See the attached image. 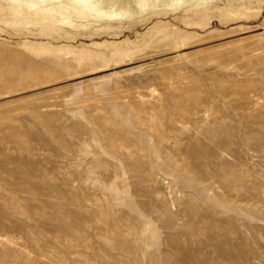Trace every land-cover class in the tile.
<instances>
[{
    "label": "rangeland",
    "instance_id": "374dc122",
    "mask_svg": "<svg viewBox=\"0 0 264 264\" xmlns=\"http://www.w3.org/2000/svg\"><path fill=\"white\" fill-rule=\"evenodd\" d=\"M102 5L0 0V264H264V0Z\"/></svg>",
    "mask_w": 264,
    "mask_h": 264
},
{
    "label": "bare ground",
    "instance_id": "6f19581e",
    "mask_svg": "<svg viewBox=\"0 0 264 264\" xmlns=\"http://www.w3.org/2000/svg\"><path fill=\"white\" fill-rule=\"evenodd\" d=\"M18 9L19 19L38 25H52L55 21L67 23L70 17L74 20L86 21L97 17L109 18L128 13V11L106 10V0H5ZM125 2V0H120ZM71 19V20H72Z\"/></svg>",
    "mask_w": 264,
    "mask_h": 264
}]
</instances>
